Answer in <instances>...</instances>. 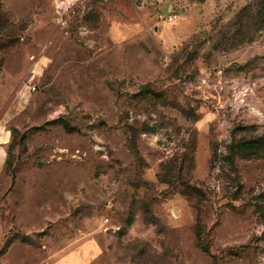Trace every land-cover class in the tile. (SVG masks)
I'll return each mask as SVG.
<instances>
[{
    "label": "rangeland",
    "instance_id": "374dc122",
    "mask_svg": "<svg viewBox=\"0 0 264 264\" xmlns=\"http://www.w3.org/2000/svg\"><path fill=\"white\" fill-rule=\"evenodd\" d=\"M257 2L0 0V264H264Z\"/></svg>",
    "mask_w": 264,
    "mask_h": 264
},
{
    "label": "trees",
    "instance_id": "16d2710c",
    "mask_svg": "<svg viewBox=\"0 0 264 264\" xmlns=\"http://www.w3.org/2000/svg\"><path fill=\"white\" fill-rule=\"evenodd\" d=\"M257 7L258 9L256 11L255 19L257 23L262 24L264 23V4L262 0H258ZM238 145L240 148L249 151L251 154H264V137L241 141Z\"/></svg>",
    "mask_w": 264,
    "mask_h": 264
},
{
    "label": "built area",
    "instance_id": "2783aa9c",
    "mask_svg": "<svg viewBox=\"0 0 264 264\" xmlns=\"http://www.w3.org/2000/svg\"><path fill=\"white\" fill-rule=\"evenodd\" d=\"M158 17L162 20L165 19L167 22L170 23V22L176 21L178 18V15L175 11H171V12H168V14L166 16L158 14Z\"/></svg>",
    "mask_w": 264,
    "mask_h": 264
}]
</instances>
